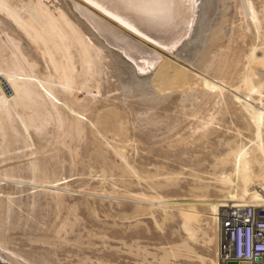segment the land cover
I'll return each mask as SVG.
<instances>
[{"label": "bare ground", "instance_id": "6f19581e", "mask_svg": "<svg viewBox=\"0 0 264 264\" xmlns=\"http://www.w3.org/2000/svg\"><path fill=\"white\" fill-rule=\"evenodd\" d=\"M21 1L0 0V246L5 247L10 241L7 232L17 229L25 231L27 225L30 231L32 230L29 239L31 243H48L47 239L46 241L39 240L40 238L34 239L32 235V232L37 230L35 225L40 223L35 215L40 202L36 192L38 188L49 185L55 188H69L72 179L55 177L53 180H41L39 173L46 170L47 162L38 157L40 149L37 148L35 137L39 136V134L36 136L38 132L49 135L48 126L52 121H56L61 125L60 127L57 124L60 130L63 127L68 130V132L64 130L65 132L59 136L83 138V135L86 137L90 131L93 139L100 144L94 154L104 173L102 181L108 178L106 175L120 179L128 177L136 181L137 185L145 187L144 190H136L125 186L128 193L136 194L138 198L136 200L141 201L136 202L135 212H132L135 216L131 215L132 218L151 214L155 225L162 228L163 225L175 220V216L169 214V210L179 208L180 218L191 237L195 236L198 225L207 222L208 228L214 232L215 237H211L207 231L204 235H208V243L216 240L217 249L216 259L211 263L226 264L220 252V243L225 239L222 215L226 208L245 203L264 204L262 192L264 190V110L255 107L251 102L256 100L254 95L262 96V92L264 93L262 91L264 90V48L258 52L257 41H254L256 45H250L246 73L240 76L242 80L238 77L235 79L241 80L240 86L236 83V90L240 91L238 93L241 95H236L234 100L236 99L235 102L239 104L237 106L242 108L241 118L247 120V124H244L252 137L247 139L246 144L237 141L243 137V133L241 128L235 125L236 130L235 134L232 133L234 135L232 138L224 139L223 143L222 138H219V142L228 148V152L216 158L215 167L220 168V172L216 174L215 180L220 185L218 188L220 195L214 197L207 194L208 184L196 183L189 184L192 193L190 196L197 199L189 200L190 204L178 203V200L164 196L162 190L174 186L176 188L182 172L171 171L164 180H161L162 175L157 172L159 169L155 170L156 172L146 168L140 169L135 160H129L126 150L132 146L129 144L130 141L134 142L132 137L139 135L129 136L131 134L126 126V119L128 121V118H125L126 114L124 117L119 109L115 111L110 109L112 112L109 110L108 114L90 120L83 113L84 110H80L83 105L79 110L74 107L76 102L81 100L82 95L88 93L95 97L100 94L99 76L104 73L103 67L107 64L114 72L124 96L136 97L145 110L144 113H151V117L158 115L160 110L158 106L166 101L167 103L173 101V104H176L181 98L180 101L184 104L190 98L198 101L207 95L209 96L207 102L212 98L214 100L217 97L224 98V89L227 88L223 86V81L226 83V77L230 80L231 78L226 76L228 74L226 68L229 69L230 66L222 67V64L226 65L229 62L228 59L226 64L223 63L224 60L221 61L224 55H227L224 58L226 60L230 54L219 52L222 53L229 27L230 0H31L28 3ZM238 1L241 18L243 17L246 24H249L248 27L253 25L254 28L251 30H256L253 32L257 33L260 42L263 37H260L259 11L251 0ZM250 21L252 25L248 23ZM242 30L244 32V28ZM25 40L36 47L48 65V74L46 73L42 78L37 74L39 61L36 62V57L30 53L29 48L23 46L22 41ZM240 50L242 51L241 47ZM242 53L239 54L241 57L237 58H242ZM139 54L143 55L140 57H143L144 61L137 62L136 57ZM171 54L182 57L189 65L203 71L208 68L216 70L215 66H220L217 76L223 74V69H226L227 74L222 77L225 79L215 81L216 78L213 79L212 75L195 74L186 65L170 59ZM217 56H220V62L217 64V61L215 64ZM107 59L110 62L104 64ZM238 62L239 59L236 63ZM220 70L222 71L219 74ZM228 71L232 77L234 70L232 73L230 69ZM231 87L234 88L235 84H231ZM75 89L79 91L76 97L59 96L61 92L66 94ZM260 100L263 102L262 98ZM235 107L232 110L236 112ZM65 111H69L73 117L65 120ZM166 111H169V108ZM198 115L199 112L185 115L190 121L200 119L199 123H202L190 136L201 130L199 139L207 138L223 130L219 126L220 119L217 120L219 121L217 127L211 124L216 118L214 114H212L214 117L211 115L212 118L206 122L209 114L200 118L197 117ZM151 117L146 122L156 120ZM229 129L227 131H230ZM175 130L177 128L172 127L170 132ZM177 134L178 132L174 135ZM110 135L113 143L108 137ZM183 138L188 139L180 136L176 142L184 141ZM101 139H105L106 142ZM103 144L110 149H105ZM22 158L25 159L24 162L20 161ZM111 159L113 163L109 164L112 162ZM80 175L86 177L85 172ZM192 176L200 179L198 175ZM39 182L44 186L36 185ZM83 184L85 186L87 183ZM127 184L129 185V182ZM113 187H116L115 183ZM57 189L60 192L66 191V189ZM24 191L29 192V199L27 196L26 202L20 201L21 198L18 196ZM117 191L105 190L109 193H117ZM159 210L161 212L158 219L155 213ZM92 212L97 213L94 209ZM204 217L207 220H203ZM30 219H35L36 224H33L34 220L29 224ZM65 225L66 222H63L57 226L55 230L57 235L61 234ZM134 232L138 234L137 230ZM171 257L179 256L171 253L162 261L163 264H168ZM252 264L260 263L252 262Z\"/></svg>", "mask_w": 264, "mask_h": 264}, {"label": "rangeland", "instance_id": "374dc122", "mask_svg": "<svg viewBox=\"0 0 264 264\" xmlns=\"http://www.w3.org/2000/svg\"><path fill=\"white\" fill-rule=\"evenodd\" d=\"M22 1L28 3L31 0ZM251 1L259 11L258 16L260 20L258 19V24H260V37L263 38L260 40V42L262 41L260 43L259 39H257V33L253 32L255 29L253 31L251 30L254 28L251 21L248 23L252 25V28L248 27L249 24H246L247 22L244 21L243 17L241 18V11L238 10L239 1L230 0V22L228 24L229 27L226 38L224 39V45L226 47L223 45L222 53H219L228 55H232L233 53V55L231 57L229 55V58H226V60L224 58L227 55H224L221 61L223 62L224 60L223 63L225 64L229 61L227 63L228 65L221 64L222 67L224 66L223 68H225V66H230L229 69L231 73L234 70L232 77H230L231 74L228 68L226 69L229 75L226 69H223V71H218L219 74L221 71L223 74L221 73L217 76V70H219L218 68L220 66H215L216 70H214V68H208L206 71H203L189 65L182 57L176 56V54H171L173 56L170 55V59L173 61L176 60L181 65H186L194 71L195 74L212 75L213 79L216 78L215 81H223V79H225V77L222 79L223 75L225 76V74H227L226 76H229L231 80L226 77V83L223 81V86L227 88L224 89L225 99L217 97L215 100L213 98L211 99L215 102H211V100L207 102L209 98L207 95L204 98H200L198 101L190 98L184 103L185 105L181 103V98L178 100L181 104L176 101V104H173V101L168 103L166 101L158 106V108H160L158 115L151 117V113H148L149 115L147 112V115L144 113L145 110L141 107L136 97L124 96V92L120 89L114 72L107 64L110 60L107 59V62L104 61V64H107L103 67V71L104 68L105 71L104 73L102 72V76H99L101 78H99L100 94L93 97L86 93L82 95L80 101L76 102V107L73 106L74 109L79 110L83 105L80 110L83 109V113L90 120H94L95 117L97 118L102 114H108L110 109H114L113 111L119 109L118 111L122 112L124 117L126 114L127 117L125 118H128V121L126 119V126L129 130V134H131L129 136L139 135L137 137H132L134 139L136 138V140L133 139L134 144L131 140L129 144L132 146H129L126 150L129 160H135L136 165L140 169L146 168L153 172L159 169L157 172H160L162 175L160 178L161 180H164V178L167 177L166 175L169 172L171 173V171H181L182 175L178 178L179 180L176 188L174 186L171 189L164 188L162 190L164 196L172 197V200H178V203L190 204L191 202H189V200H197L190 196L192 193L190 192L189 184L192 183L198 185L208 184L209 188L207 189V194L209 196L214 197L215 195H220L218 194L220 185L215 180L216 174L220 172V168L215 167L216 158L220 157L221 154L227 153L228 148L219 142V138H222V143L224 139L232 138L236 130L235 125L239 126L243 133V137L237 141L246 144L249 138L252 137L251 132L246 129L247 120L244 118L246 120L244 121V119L241 118L240 111L242 108L237 106L239 104L236 103V99L234 100L236 95H241L239 94L240 91L236 90V83H239L238 86H240L241 80L243 79L242 77L240 78V76H243L244 72L246 73V66L248 65L247 56L250 55L251 51L250 45L254 46L257 43L258 52L261 48H264V0ZM243 22L244 25H242ZM242 26H244V32L242 30L243 28H241ZM253 37L257 40H254L255 38ZM254 41L257 42L255 43ZM22 43L23 46H27L30 53L36 57L35 61H39L37 62L39 65L37 67L38 76L42 78L46 73L48 74V65H46L44 58L36 47L28 40H25V42L22 41ZM240 47L242 51H239ZM235 49H238L237 52ZM238 51L240 53L243 52L242 58H237L241 57ZM233 57L234 59H232ZM216 59L217 60L214 59V63L216 64L218 61V64L220 62V56H217ZM238 59L240 62H238L239 64L236 63ZM233 67L235 69H233ZM238 71H241V73ZM213 75L215 77H213ZM236 77L241 80L239 81L238 78L235 80ZM232 78H234V81ZM231 84H235V87L232 88ZM68 93L70 96L66 95ZM68 93L66 92L65 94V92H61L59 96L61 98H72L76 97L79 91L75 89L73 92ZM262 94V96L259 94L254 95L256 100L253 101L255 103L252 100L251 102L255 107L264 110V93L262 92ZM258 96L262 98L263 102ZM231 102L233 104H231ZM179 104L180 107H178ZM232 105L233 107L236 106L235 108L238 107L237 109L234 108L238 114L232 110ZM164 107H166V109H164ZM168 108L169 111H166ZM162 109L165 111L164 113H162ZM209 109L213 110L210 111ZM220 111L223 115L220 114ZM192 112H199L198 118L203 115V117H206L209 114L205 122L214 114L216 118L211 121H214V123L211 124H214L213 127H217V122H219L217 120L220 119L219 126L222 127L224 131L222 130L207 138L199 139L200 130L197 134L195 133L196 135H193L194 137L190 136L196 127L202 124L199 123L200 119H193L190 121L187 116H185ZM233 112H235L234 114L236 115H234ZM65 113V120L73 117V114L69 111H65ZM214 116L212 115V117ZM150 117L156 120L150 119V123L146 122ZM152 121L154 123H152ZM54 122L56 121H52L50 126H48V130H50L49 135L45 133L40 134V132H38L36 136H38V134L39 136L35 137L37 148L40 149L38 157L47 162L46 170L41 171L42 173L40 172L39 176H41L40 178L43 181L53 180L55 177H57V179L71 177L70 179H72V181L69 188L57 187L66 189V191L60 192V190L52 185L51 188L49 184H46L49 185V188L45 185V188H38L36 192V196L40 202L35 215L40 223L36 224L35 219H33L34 222L32 219L28 222L29 224L32 222L34 225L36 224L37 230L32 232L34 239L40 238L39 240L43 239L45 241L47 239L48 243H31L29 239H31L30 232L32 230L30 231L28 225L25 227V231L23 229L21 231L18 229L16 231H9L7 235L10 236V241H8L5 247L0 246V264H163L162 261L171 253H175L179 257H171L168 264H212L211 261L216 259L217 253L216 240L211 243L207 242L209 238L208 235H204V232L207 231L211 237H215L214 232L208 228L207 222L204 221L198 225L196 227L195 236L191 237L189 233L186 232L187 230L180 218L179 208L169 210V214L174 215L175 220L163 225L162 228L155 225V220L151 214L132 218L131 215L135 216L133 213L135 212L136 202L141 201L136 200L138 199L136 194L132 192L128 193L125 186L136 190H144L145 187L137 185L136 181L128 177L120 179L118 177L106 175L108 178L102 181L104 173L97 163L96 154H94L100 144L93 139L90 131L88 130L87 136L84 137L83 135V138L81 136V138L72 139L69 135L59 136V134L62 135L63 132H68V130L66 127L60 130L61 125ZM57 124L60 127H58ZM172 127H176L177 130L171 133L170 129ZM227 129L230 131H227ZM176 132H178V134L174 135ZM180 136L187 137L188 139L185 140L183 138L184 141L178 143L176 139ZM108 137L110 139L111 135ZM101 140L106 142L105 139ZM110 142L113 143L111 139ZM133 146L134 148L132 149ZM103 147L107 150L110 149V147L104 144ZM23 160L25 159L22 158L20 161L24 162ZM112 163L113 160L109 162V164ZM83 172L86 173V177L80 175ZM192 175H198L200 179ZM92 176H94V178ZM118 179L121 182L124 180L126 183L123 182L122 184ZM194 180H197V182ZM84 181L87 183L85 186L83 184L85 183ZM128 182L129 185L127 184ZM113 183L116 184V187H113ZM36 185L44 186L40 182ZM103 188L109 192L112 190L118 191L117 193H109L102 190ZM25 189L27 188L25 187ZM11 192L13 193V190ZM28 193V191H24L19 194V198L22 199H20V201L26 202L29 199ZM22 207L24 208L25 205L23 204ZM92 209L96 210L97 213L94 214ZM199 211L202 210L199 209ZM160 212L159 210V212L155 213L158 219L160 218ZM202 219L207 220L206 217ZM63 222H66V225L62 229L61 234L57 235L55 230L57 226L61 225ZM26 229L28 231H26ZM134 230H137L138 234H136Z\"/></svg>", "mask_w": 264, "mask_h": 264}, {"label": "built area", "instance_id": "2783aa9c", "mask_svg": "<svg viewBox=\"0 0 264 264\" xmlns=\"http://www.w3.org/2000/svg\"><path fill=\"white\" fill-rule=\"evenodd\" d=\"M264 194V190L262 191ZM225 239L220 243L223 261L250 260L264 264V204L245 203L226 208Z\"/></svg>", "mask_w": 264, "mask_h": 264}, {"label": "water", "instance_id": "95a60500", "mask_svg": "<svg viewBox=\"0 0 264 264\" xmlns=\"http://www.w3.org/2000/svg\"><path fill=\"white\" fill-rule=\"evenodd\" d=\"M149 39H151V38H149ZM114 48H116V47H114ZM117 49V48H116ZM147 54L149 53V52H146ZM142 54H139L137 57H136V60H137V62H140V61H144V58L143 57H140ZM145 55V54H144ZM143 56V55H142ZM139 57V58H138ZM226 264H252V261H250V260H235V259H232V260H228V261H226Z\"/></svg>", "mask_w": 264, "mask_h": 264}]
</instances>
